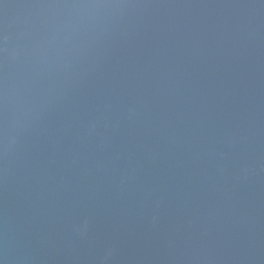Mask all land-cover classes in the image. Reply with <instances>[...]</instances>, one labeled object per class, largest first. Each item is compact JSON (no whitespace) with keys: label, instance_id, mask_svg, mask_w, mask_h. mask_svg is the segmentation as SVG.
<instances>
[{"label":"water","instance_id":"1","mask_svg":"<svg viewBox=\"0 0 264 264\" xmlns=\"http://www.w3.org/2000/svg\"><path fill=\"white\" fill-rule=\"evenodd\" d=\"M0 264H264V0H0Z\"/></svg>","mask_w":264,"mask_h":264}]
</instances>
